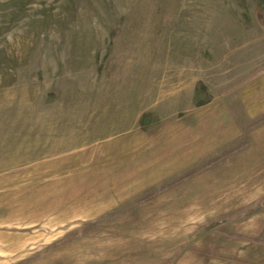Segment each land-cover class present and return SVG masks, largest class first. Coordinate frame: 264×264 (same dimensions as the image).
Wrapping results in <instances>:
<instances>
[{"label": "rangeland", "instance_id": "obj_1", "mask_svg": "<svg viewBox=\"0 0 264 264\" xmlns=\"http://www.w3.org/2000/svg\"><path fill=\"white\" fill-rule=\"evenodd\" d=\"M205 109L264 124V0H0V264H171L230 212L181 194Z\"/></svg>", "mask_w": 264, "mask_h": 264}, {"label": "crops", "instance_id": "obj_2", "mask_svg": "<svg viewBox=\"0 0 264 264\" xmlns=\"http://www.w3.org/2000/svg\"><path fill=\"white\" fill-rule=\"evenodd\" d=\"M189 117L187 126H190L191 134H202L194 141L193 149L198 150L197 155H191L185 165L202 161L205 156L217 160L182 180L183 201L186 203L188 196L190 202L197 200L201 207H224L230 212L220 215L221 218L218 216L214 228L195 237L189 246L177 253L171 264H264V124L251 132L247 148L223 158L220 153L223 142L236 141L238 131L230 139L208 140L207 130L202 128L210 122L207 109L205 112L196 110ZM182 121L185 124V118ZM221 121L230 123L227 127L233 123ZM179 126V122L175 123L174 129H182ZM187 140L186 136L172 140L176 144L173 149L179 152L178 161L182 163L183 152L190 148L185 145ZM180 172L178 170L177 174Z\"/></svg>", "mask_w": 264, "mask_h": 264}]
</instances>
